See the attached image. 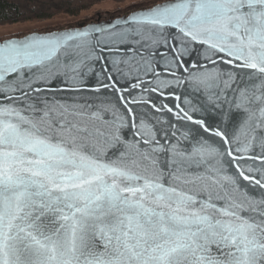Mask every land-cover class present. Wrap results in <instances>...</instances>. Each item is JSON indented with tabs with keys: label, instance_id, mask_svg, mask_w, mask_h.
I'll return each instance as SVG.
<instances>
[{
	"label": "snow or ice",
	"instance_id": "obj_1",
	"mask_svg": "<svg viewBox=\"0 0 264 264\" xmlns=\"http://www.w3.org/2000/svg\"><path fill=\"white\" fill-rule=\"evenodd\" d=\"M0 264H264V0L0 39Z\"/></svg>",
	"mask_w": 264,
	"mask_h": 264
},
{
	"label": "rangeland",
	"instance_id": "obj_2",
	"mask_svg": "<svg viewBox=\"0 0 264 264\" xmlns=\"http://www.w3.org/2000/svg\"><path fill=\"white\" fill-rule=\"evenodd\" d=\"M141 2L142 0H102L78 15L57 13L51 18L43 20L31 19L0 24V39L13 35H23L32 31L53 30L72 26L97 18H109L124 14Z\"/></svg>",
	"mask_w": 264,
	"mask_h": 264
},
{
	"label": "trees",
	"instance_id": "obj_3",
	"mask_svg": "<svg viewBox=\"0 0 264 264\" xmlns=\"http://www.w3.org/2000/svg\"><path fill=\"white\" fill-rule=\"evenodd\" d=\"M99 1L102 0H0V24L31 19L43 20L57 13L78 15Z\"/></svg>",
	"mask_w": 264,
	"mask_h": 264
},
{
	"label": "water",
	"instance_id": "obj_4",
	"mask_svg": "<svg viewBox=\"0 0 264 264\" xmlns=\"http://www.w3.org/2000/svg\"><path fill=\"white\" fill-rule=\"evenodd\" d=\"M127 14H128V12H125L124 14H120V15H117V16H111L109 18H97V19H94V20L82 22V23H79V24H76V25H72V26H76V27H86V26H88L91 23H106V22H108L110 20H113L114 18H119V17L125 16ZM72 26H69V27H72ZM63 28H66V27H61V28H58V29H63ZM53 30H57V29H53ZM39 32H45V31H39ZM14 36H21V35H13V36H10V37H14Z\"/></svg>",
	"mask_w": 264,
	"mask_h": 264
}]
</instances>
